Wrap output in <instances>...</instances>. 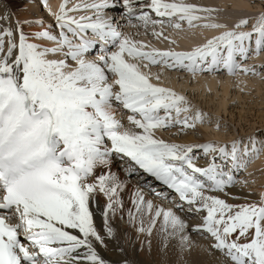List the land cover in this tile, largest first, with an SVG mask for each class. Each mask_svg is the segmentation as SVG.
I'll use <instances>...</instances> for the list:
<instances>
[{
    "label": "snow or ice",
    "instance_id": "6c2138e0",
    "mask_svg": "<svg viewBox=\"0 0 264 264\" xmlns=\"http://www.w3.org/2000/svg\"><path fill=\"white\" fill-rule=\"evenodd\" d=\"M40 3L54 23L0 16V264H110L100 250L125 254L130 239L117 217L135 230L141 253L146 238L149 256L159 223L162 250L178 241L177 264H264V186L253 198L243 190L256 180L239 178L254 175L264 132L176 142L201 128L230 130L165 83V72L178 82L180 74L192 82L217 74L264 81L257 70L264 66H247L264 53V13L245 30L246 18L229 28L217 21L218 9L184 0H88L71 8L64 0L55 12ZM117 6L137 36L143 29L169 46L121 31L107 11ZM84 12L91 15H72ZM196 29L219 35L184 50L167 34ZM117 161L123 179L112 171ZM145 176L174 193V209L146 199L145 188L168 194ZM130 177L137 185L126 209L121 193ZM196 252L209 259H185Z\"/></svg>",
    "mask_w": 264,
    "mask_h": 264
},
{
    "label": "rangeland",
    "instance_id": "374dc122",
    "mask_svg": "<svg viewBox=\"0 0 264 264\" xmlns=\"http://www.w3.org/2000/svg\"><path fill=\"white\" fill-rule=\"evenodd\" d=\"M170 1L171 0H168V2H170ZM190 1L191 0H184L185 3H191ZM193 1H194V3H191V4H196V5L197 4H203V7L218 9L219 11L214 13L215 16L221 15V17L228 16L230 18H233L234 16L238 15L236 19H240V17L243 16L242 19L246 18L249 20V25L245 30H251V24L254 22V18L259 16L261 13H264V0H245L246 6L244 8H241V9L233 8L231 2H230V4L227 3L226 5H222L218 2V0H209V3L206 2V0H193ZM63 2H64V0H63ZM87 2H88V0H68V7L70 6L69 8H71L74 5L84 4ZM36 4L38 5L39 11L41 12V14L44 15V19L50 18L51 20H53L52 17L48 15L47 10L44 9L42 7V5H40L41 4L40 0H36ZM114 11H116L118 13V15L121 16L122 15V9H121V7L117 6L116 8L110 9V11H108V15L110 17H113L115 19V22L118 23L119 19L116 15L113 14ZM81 14L91 15V13L89 14V12H84ZM236 19H234V20L230 19L229 20V22H230L229 26H228L229 28H231V26L234 23L239 21ZM52 23H54V21ZM122 28H124L123 32L125 34H131L134 38L142 40L146 43L150 41L153 46H156L157 39L152 38L150 35H147V36L143 35V29L140 30L141 34L139 36H137L136 35L137 29H132V28H128L125 26H122ZM193 32H195V30ZM193 32H182L179 34H188V33L191 34ZM167 34L171 38L178 40V37H177L178 34L171 32V30H169ZM164 42H166V41H164ZM186 45L190 46V47L196 46V45H188V44H186ZM263 55H264V53H261L259 56H256V57L249 59L247 62V66L248 65L250 67L264 66V56ZM257 70L261 71V73L264 74V68L258 67ZM180 75H181L182 79H180L178 82L177 81V74L175 72H173L171 74L165 72V82H167V81L174 82L175 85L179 87V92H182V93L188 95L189 98L192 99L193 103L196 106H198L203 111L209 113L214 118L219 117L221 119L222 123L227 124L230 131L226 135L223 132L217 133L216 131H214L213 129H210V128H201V129H199L198 135L181 136L176 142H183V140L187 137H193L198 142L200 140H204V141H207V140H220V141L228 140V141H230L231 139L235 138L237 134H239V136H241V137H246L249 134L260 135L261 132H264V81H262L258 77H253L251 75L244 76L243 74H241V76L238 75V76L230 77V78H232V81H231L232 83H231L230 88H229V95H228V97H226V100H225V102H226L225 112H220L218 114V116H215L216 114H214V112H212L213 111L212 109H214V106L217 104V101H219V100L221 101V97L223 95V93H221V90H217V96L215 95L216 91H211L209 93H203L200 89H197L195 87L198 85V83L196 81L192 82L190 76H188L187 74H180ZM201 77H203V76H201ZM214 77L217 80L223 81L224 78L225 79L228 78V75L227 74H224L221 76L216 75ZM240 77L245 78L248 82H251V80L252 81L257 80V82H258V80H259L260 82H258V83H260V85L257 82H256L257 83L256 85L260 86L262 91L259 93L257 91L256 87H251V86H250V88H247V89L244 88L248 85L239 82L238 79ZM204 78L210 79V78H212V76H204ZM211 99L213 102H211ZM164 138L165 139L168 138L166 133L164 134ZM115 164H116V162H115ZM118 169H119V167H118ZM119 171H120V169H119ZM239 178L240 179L247 178V179L251 180L250 177H246V176H241ZM129 180H131V179H129ZM133 180L136 181L135 177H133ZM146 189L148 190V188H145L144 191H145V194H148L147 196L149 197V199L152 198V200L153 199H154V201L158 200V201H160V203H162L160 198H155V195H151L149 193H146V191H147ZM245 191H247V193L251 192L252 195H255V194L259 195L257 190L252 191L249 188V189H245ZM149 195H151V196H149ZM174 203H175V200H174V202L163 200L162 204H164L165 208H171L173 206V209H174ZM178 214H180L181 216L184 215L183 213H178ZM198 219L199 218L196 217L195 219L189 220L188 223L189 224H195L198 221ZM192 238L198 242H203L201 240V238L196 236L195 234L192 235Z\"/></svg>",
    "mask_w": 264,
    "mask_h": 264
},
{
    "label": "bare ground",
    "instance_id": "6f19581e",
    "mask_svg": "<svg viewBox=\"0 0 264 264\" xmlns=\"http://www.w3.org/2000/svg\"><path fill=\"white\" fill-rule=\"evenodd\" d=\"M62 2H63V0H48V4L51 7L53 12H55L59 9V5ZM190 2L194 3L193 0H191ZM206 2L209 3V0H206ZM218 2L222 5H226L227 3L230 4V2H231L232 7L237 8V9H241V8H244L246 6L245 0H218ZM197 6L203 7V4H197ZM6 11L9 14L14 13L15 17H17L21 20L32 19V18H41V19L45 20L47 23L53 22V20H51L50 18L44 19V15H42L41 12L39 11V7L36 4V0H0V16H2ZM89 14H90V12H89ZM72 15H75L78 18L79 15H83V14L72 13ZM237 16L238 15L234 16L233 18H230L228 16L221 17V15L215 16V17H216L218 22L224 23V24L229 26V23H230L229 20L230 19L234 20L237 18ZM242 17L243 16H241L240 19H242ZM240 19H236V20H240ZM25 30L28 31V29H25ZM215 35H219V31L196 29L195 32H193L191 34H189V33L188 34H178L177 35L178 40L176 39V41L179 44L180 49L187 50V49H190L191 47L187 46L186 44L197 45V44L203 43L205 41V38H211L212 36H215ZM167 46H168V44L166 42H161L160 40H157L155 47L163 50V49H166ZM253 57H256V56H253ZM239 76H241V75H239ZM231 81H232V78H230V76H228V78H226V79L224 78L223 81L217 80L214 76H212V78H210V79L204 78V76L198 77L196 80L198 85L195 87L197 89H200L203 93H209L211 91H216L215 92L216 96H217V90H221V93H223V95L221 97V101L220 100L217 101V104L214 106V109H212L213 110L212 112H214V114H216L215 116H218V114L220 112H225V107H226L225 100H226V97H228V95H229V88H230V85L232 83ZM238 81L243 83V84H247L248 86L244 87L246 89L250 88V86H251V87H256L257 91L259 93L262 91L261 87L256 85L258 82H260L259 80H258V82H257V80H254V81L251 80V82H248L245 78L240 77L238 79ZM165 83L168 86L174 88L176 91L179 92V87L176 86L174 82L167 81ZM258 84L260 85V83H258ZM211 102H213L212 99H211ZM193 141L198 142L193 137H187L183 140L184 143L193 142ZM199 142H204V140H200ZM200 163L203 164L202 162H200ZM112 171L116 172L122 179L125 178V174L124 173L122 174L119 171L118 166L115 163L112 167ZM249 171L254 174L253 176L250 177L251 180L252 179L256 180V184L253 185L250 188V190H252V191L257 190L259 193L261 190V187L264 186V156H262L258 161H256L250 167ZM147 179L148 178L145 177V180H147ZM148 181L150 182V180H148ZM141 183H143V181H141ZM134 185H137V181L131 179L128 188H126V190L123 193H121V197L124 200L126 209L132 207L130 199H129V195H130V192H131L132 187ZM143 191H144V189H143ZM235 191L239 192L241 190L239 188H237ZM243 191H244V193H247V191H245V190H243ZM147 195L148 194H145L146 199H149V197ZM255 196H257V195L256 194L253 195V198ZM98 199L103 201L102 196L98 197ZM153 202L160 204L162 207H164V204H162L163 201H162V203H160V201H158V200L154 201V199H153ZM171 208H173V206ZM125 220H126V218H125ZM97 222L98 223L100 222L99 217L97 218ZM189 225L191 226L193 224H189ZM115 226L121 230H126L130 239H129V243L126 245V253L125 254H121L120 252L112 249L111 246H110V250L107 252L100 250L101 254L104 256V258L106 260H108L110 262V264H115V262H119V261L123 260L125 257L129 260L142 262V264H177V259L179 257L178 241L170 240L169 241V247L166 250H162L163 249V240L158 235V230L160 227L159 223L156 226V231H154V235L152 238V253L150 256L147 253V243H146L145 237H143V236L140 237V240H145V251L143 253H141L139 251L140 242L137 241V239H136L137 234H136L135 230L131 229L126 224V222H121L119 220V217H117V220L115 222ZM194 242H198V241L194 240ZM122 243H123V241H122ZM198 243H203V242H198ZM185 259L205 260V259H209V258L203 254L196 252V253H193L191 256L186 255Z\"/></svg>",
    "mask_w": 264,
    "mask_h": 264
}]
</instances>
